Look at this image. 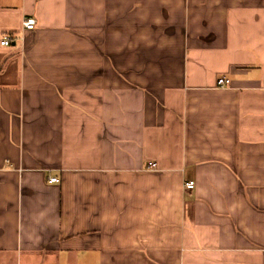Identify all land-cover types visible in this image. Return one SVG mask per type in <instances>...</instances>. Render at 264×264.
I'll return each instance as SVG.
<instances>
[{"label": "crops", "instance_id": "crops-1", "mask_svg": "<svg viewBox=\"0 0 264 264\" xmlns=\"http://www.w3.org/2000/svg\"><path fill=\"white\" fill-rule=\"evenodd\" d=\"M4 36L0 264H264V0H0Z\"/></svg>", "mask_w": 264, "mask_h": 264}, {"label": "built area", "instance_id": "built-area-1", "mask_svg": "<svg viewBox=\"0 0 264 264\" xmlns=\"http://www.w3.org/2000/svg\"><path fill=\"white\" fill-rule=\"evenodd\" d=\"M34 24H35V21H34L33 17H26L23 20V25L28 30H32L34 28ZM10 40H11V37H10ZM8 43H9V41H8L7 38L3 39L2 44L7 45ZM218 84L220 86H227V85L230 84V80L226 79V78H221V79L218 80ZM149 166L151 168H155L156 164L155 163H151ZM49 182L50 183H58L59 182V178L58 177H51ZM194 186H195V182L194 181H188V182H186L184 184V189L185 190H192L194 188Z\"/></svg>", "mask_w": 264, "mask_h": 264}, {"label": "rangeland", "instance_id": "rangeland-1", "mask_svg": "<svg viewBox=\"0 0 264 264\" xmlns=\"http://www.w3.org/2000/svg\"><path fill=\"white\" fill-rule=\"evenodd\" d=\"M34 21H35V24H34V28H33L32 30H34V29L36 28V25H37V22H36V19H35V18H34ZM22 24H23V22H22ZM23 27H24V25H23ZM24 28H25V27H24ZM25 29H26V28H25ZM5 38H7L8 41H9V43H8L7 45L2 44V41H3V39H5ZM3 39L0 41V44H1L2 47H7V46H10V45H11V40H12V38H11V40H10V37H9V36H4ZM59 182H60V179H59ZM59 182H58V183H59ZM208 184H209L211 190H213L214 188H216V185H217V183H216L215 181H213V180L209 181ZM186 191H192V190H186Z\"/></svg>", "mask_w": 264, "mask_h": 264}]
</instances>
